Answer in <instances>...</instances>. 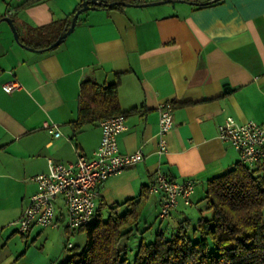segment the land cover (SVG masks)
<instances>
[{
  "label": "crops",
  "instance_id": "1",
  "mask_svg": "<svg viewBox=\"0 0 264 264\" xmlns=\"http://www.w3.org/2000/svg\"><path fill=\"white\" fill-rule=\"evenodd\" d=\"M23 1L0 0V264H24L28 242L39 241L43 249L53 232L60 233V243L66 238L61 199L55 203L56 228L34 227L22 235L15 222L36 192L32 179L47 171L48 158L71 164L79 154L91 158L99 145V122L75 126L83 81L118 80L126 124L117 136L118 150L143 155L97 186L94 219L125 212V201L163 175L194 183L191 205L178 198L164 232L169 235L184 219L194 223L204 185L239 162L237 151L219 139L218 125L232 117L264 126V0L205 6L200 4L212 0H119L134 6L88 9L59 46L45 51L20 44L29 48L32 29L55 23L60 30L83 0H45L15 11ZM159 2L164 3L136 7ZM9 12L20 44L1 21ZM11 81L21 88L6 93L2 86ZM165 102L173 105V126L159 155L157 108ZM49 122L58 125V138L42 127ZM162 199L149 193L142 213L156 218ZM50 263L63 258L59 254Z\"/></svg>",
  "mask_w": 264,
  "mask_h": 264
},
{
  "label": "trees",
  "instance_id": "2",
  "mask_svg": "<svg viewBox=\"0 0 264 264\" xmlns=\"http://www.w3.org/2000/svg\"><path fill=\"white\" fill-rule=\"evenodd\" d=\"M44 1L25 0L15 11ZM117 1L104 0L105 3ZM217 1L220 0L200 6ZM80 7L81 4L75 10ZM70 20L60 30L55 23L30 30L31 41L26 45L34 50L49 47ZM18 40L23 42L19 37ZM118 84V80L110 85L83 81L79 86L75 126L93 125L117 115L124 117L118 102ZM204 186L196 221L191 224L189 219H184L169 235L158 231L153 241L140 242L134 264H264V163L250 168L238 162L232 170ZM148 194L146 187L138 198L125 201L129 205L125 212L111 211L106 219L93 218L79 229L85 234L84 247L68 248L73 252L61 264H126L119 244L137 229Z\"/></svg>",
  "mask_w": 264,
  "mask_h": 264
},
{
  "label": "built area",
  "instance_id": "3",
  "mask_svg": "<svg viewBox=\"0 0 264 264\" xmlns=\"http://www.w3.org/2000/svg\"><path fill=\"white\" fill-rule=\"evenodd\" d=\"M9 12L6 16H10ZM6 93L21 88L17 81L4 84ZM170 102L159 105L158 131L156 149L159 155L166 152V136L173 126ZM125 119L121 115L105 118L99 122L101 129L100 142L91 158L77 155L74 163L62 164L48 158L47 171L34 177L36 192L30 197L28 205L15 222L18 232L24 235L30 229L56 228V200L61 199L64 205L66 227L78 230L88 225L95 215L96 199L99 196L97 186L109 176L121 173L124 169L139 163L143 159L141 151L132 154H121L117 146V136L126 130ZM56 123H45L42 127L55 138L60 136ZM220 140L227 142L238 153L239 163L254 168L264 163V126L253 121L238 123L227 117L217 127ZM191 180L175 182L159 175L148 187L150 194H161L163 199L157 213L162 222L176 207L181 198L185 205H191L190 196L194 190ZM67 244V248H71Z\"/></svg>",
  "mask_w": 264,
  "mask_h": 264
},
{
  "label": "rangeland",
  "instance_id": "4",
  "mask_svg": "<svg viewBox=\"0 0 264 264\" xmlns=\"http://www.w3.org/2000/svg\"><path fill=\"white\" fill-rule=\"evenodd\" d=\"M187 211L191 212L192 214L197 213L193 211V208L191 209L187 207ZM153 213L154 212L149 213V211H144L142 213L141 220L138 226H136L137 229L133 231L132 235L129 238L123 239L120 242L119 248L123 250L125 254L124 257L126 259V264H134V253H136L140 242L143 241L145 243H148L149 241H153L158 231H165L164 225L168 221L167 218L162 220L161 222L157 217L155 218V215ZM53 233L54 234L48 237L46 244L43 245V249H41V244L39 241L33 244H30V242H28L29 244L26 251L27 253L24 257V264H51L50 262L55 261L56 256H58L59 254L62 256L64 262L73 252L68 251V249L66 248L67 244L70 243L71 245H73V250L82 249L85 245V234L78 230H69L66 233V238L62 243H60L61 241L59 239L60 233ZM164 233L166 234V232Z\"/></svg>",
  "mask_w": 264,
  "mask_h": 264
},
{
  "label": "water",
  "instance_id": "5",
  "mask_svg": "<svg viewBox=\"0 0 264 264\" xmlns=\"http://www.w3.org/2000/svg\"><path fill=\"white\" fill-rule=\"evenodd\" d=\"M164 2H159V3H150V4H140V5H136V7H146V6H151V5H156V4H163ZM99 5H103L104 8H111V7H114V6H121V7H128V6H134L130 3H126V2H123V1H117V2H111V3H105L104 0H83L82 3H81V7L78 8L77 10H75V13L73 14L71 20L69 21L70 24L68 27L64 28L61 33L58 35L57 39L47 48L41 50V51H45V50H50L52 48H55L57 46H59L66 38L67 36H69V34H71V32L73 31L74 27L76 26L77 24V19L79 17L80 14L88 11L89 10H96L97 6ZM1 21L7 23V25H9L12 33H13V36L15 41L17 43L20 44L19 40H18V33L15 29V26L13 23V20L8 17V16H5L1 19ZM21 46H23L24 48H26L27 50H31V51H37V50H33L32 48H28L22 44H20Z\"/></svg>",
  "mask_w": 264,
  "mask_h": 264
}]
</instances>
